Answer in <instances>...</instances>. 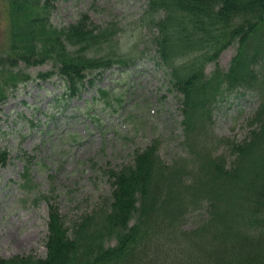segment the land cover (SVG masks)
<instances>
[{
    "label": "trees",
    "instance_id": "1",
    "mask_svg": "<svg viewBox=\"0 0 264 264\" xmlns=\"http://www.w3.org/2000/svg\"><path fill=\"white\" fill-rule=\"evenodd\" d=\"M55 2L6 0L0 108L33 79L57 77L72 99L104 72L134 64L117 21L99 25L81 13L55 26ZM141 24L176 97L177 152L164 160L157 136L119 166L94 164L95 179L109 189L73 218L42 195L46 256L0 264H264V0H146ZM231 46L235 55L222 68ZM44 65L50 69L36 76L27 71ZM246 94L257 102L246 135H217L219 104ZM7 161L0 151V168Z\"/></svg>",
    "mask_w": 264,
    "mask_h": 264
},
{
    "label": "rangeland",
    "instance_id": "2",
    "mask_svg": "<svg viewBox=\"0 0 264 264\" xmlns=\"http://www.w3.org/2000/svg\"><path fill=\"white\" fill-rule=\"evenodd\" d=\"M145 8L146 0H56L53 25L66 26L81 13L99 25L117 21L122 28L119 40L136 60L127 68L104 72L76 98L65 97L57 77L33 79L1 106L0 151L8 152V161L0 168V258L46 256L48 213L42 195H52L60 212L73 218L89 211L109 189L95 179L94 164L119 166L157 136L164 139V160L177 152L181 117L166 73L156 64L152 33L141 24ZM6 26V0H0V48ZM235 52L231 46L220 55L222 68ZM49 69L44 65L27 71L36 76ZM212 69L208 66L207 72ZM100 90L108 94L104 97ZM256 107L249 94L228 97L215 112V133L243 138L246 120Z\"/></svg>",
    "mask_w": 264,
    "mask_h": 264
}]
</instances>
